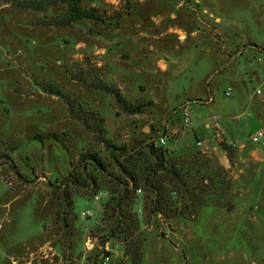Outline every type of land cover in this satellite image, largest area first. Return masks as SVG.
<instances>
[{"label": "rangeland", "instance_id": "obj_1", "mask_svg": "<svg viewBox=\"0 0 264 264\" xmlns=\"http://www.w3.org/2000/svg\"><path fill=\"white\" fill-rule=\"evenodd\" d=\"M21 1L0 0V264H98L105 241L114 264H264V135L250 138L264 133V0H80L101 19L68 25L62 3ZM159 136L203 203L178 189L183 217L148 214L153 195L140 186L106 208L117 162L151 164ZM106 142L131 155L114 158ZM82 152L105 169L82 170ZM194 159L219 166L223 187L201 181ZM71 172L96 186L62 185Z\"/></svg>", "mask_w": 264, "mask_h": 264}, {"label": "trees", "instance_id": "obj_2", "mask_svg": "<svg viewBox=\"0 0 264 264\" xmlns=\"http://www.w3.org/2000/svg\"><path fill=\"white\" fill-rule=\"evenodd\" d=\"M59 2L64 5L65 9L64 18L61 22L63 25H68L72 22H76L84 18L93 21H98L101 19L95 7H90L88 9L83 8L81 6L80 0H23L21 2H18L17 5L22 8L43 9L48 5L56 4ZM100 86L113 92L117 100L124 103L123 98L120 96L117 90L111 87H107L104 84H100ZM44 88L47 89L46 91L60 93L58 90L52 89L51 86H49V88L47 86H44ZM144 106V103L127 105L125 106V110L129 113H138L142 111V108ZM106 143L110 147V153L114 158L116 152L122 154L125 159L131 155V150L126 148V146L123 144L116 146L109 142ZM146 147V155H149L153 158V162L151 164L140 166L138 164H135L134 160L136 159L134 158L132 159L131 168H127V166H125L124 164L117 162L120 173L117 176H113V182L119 188L116 191H112V193L118 192L119 194H117L116 198H111V201L108 202L105 207L110 208L111 210H114L115 207L120 208L123 202L129 198V194L135 193L137 189H140V186H142L145 190L151 192L153 195V198L149 202L150 207L147 211L148 214L166 213L170 217L176 215L183 217L185 215L184 212L180 210L181 208L177 207H179V204L185 206V202L177 198L176 191L178 189L183 191L181 197L183 198L186 196V201L191 202L190 205H195V207L201 205L203 203V200L201 198L203 192L200 190L195 191V186H190V184H188L181 178L179 173L181 168H175L173 165L170 166L168 164L166 159V150L162 146L154 145L152 142H149ZM77 162L81 166V169L84 171L86 170L88 165H94L100 169H105L103 162L96 153L82 152L78 155ZM189 163V168H191L192 170L194 169V172H201V181H211L212 183H214V185L223 187L222 183L224 180V172L219 166H215L213 164H210L209 162H204L198 159H194ZM162 171L168 174L170 178L161 179L160 177H158V173ZM86 176L88 178L85 179L87 182H82L79 175H75L71 172L62 178L61 184L66 186L71 183L78 186H87L90 188L96 186L95 178L90 173H87ZM52 195L54 198L56 197L60 199V201H62L61 204L63 203L64 207L70 206L72 204L69 198L70 194L66 193L65 191L56 195L55 190L52 189ZM57 214L58 210L56 211V215ZM63 214H66L64 209ZM119 216V219H123V221H125L126 217H124L122 214H120ZM190 216H192V214H190ZM63 219H66V217L63 216ZM125 231L126 230H124V232Z\"/></svg>", "mask_w": 264, "mask_h": 264}, {"label": "built area", "instance_id": "obj_3", "mask_svg": "<svg viewBox=\"0 0 264 264\" xmlns=\"http://www.w3.org/2000/svg\"><path fill=\"white\" fill-rule=\"evenodd\" d=\"M227 95L229 94V88L226 89L225 92ZM255 93L259 94V90H256ZM186 108V107H185ZM183 122L185 124H187L189 122L188 119V114L186 111H184L183 113ZM264 135L263 131L261 129L256 130L254 133H252L250 135V138L252 141L257 142L259 140V138H261ZM216 138H218L217 140L221 143H223V145L228 148V149H232L234 147H236V143L235 141L231 140V139H225L222 138L220 135H216ZM197 145H203L205 144V142L203 140H196L195 142ZM165 144V140L163 136H159L158 140H157V145L162 146ZM137 191H139V189H137ZM98 194H94V200L98 199ZM91 213L90 211H82L81 215L82 216H89ZM104 250L102 252V255L100 256L99 259V264H114L112 261V251L113 249L110 247L108 241H105L104 243ZM93 248V243L90 242V240L88 239V241L85 243V251L92 249Z\"/></svg>", "mask_w": 264, "mask_h": 264}]
</instances>
